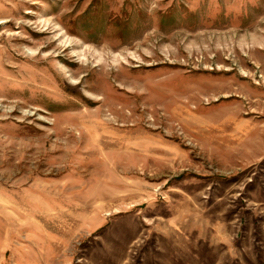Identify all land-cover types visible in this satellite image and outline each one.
I'll return each mask as SVG.
<instances>
[{
    "label": "rangeland",
    "instance_id": "374dc122",
    "mask_svg": "<svg viewBox=\"0 0 264 264\" xmlns=\"http://www.w3.org/2000/svg\"><path fill=\"white\" fill-rule=\"evenodd\" d=\"M0 264H264V0H0Z\"/></svg>",
    "mask_w": 264,
    "mask_h": 264
},
{
    "label": "bare ground",
    "instance_id": "6f19581e",
    "mask_svg": "<svg viewBox=\"0 0 264 264\" xmlns=\"http://www.w3.org/2000/svg\"><path fill=\"white\" fill-rule=\"evenodd\" d=\"M113 60H114V58H113ZM124 83L129 84V85H133L132 82L126 81V80H124ZM105 85L106 84L102 85V87H101L102 89L101 90L100 89L98 90V92H101V94L104 96V98L101 100L102 104L97 109H95L96 113L98 114V113L101 112L102 114H105L107 112L106 114H129V113H126L125 112L126 107L124 105H117V104L115 105L114 104V103H116L115 101L113 102L110 99H105L106 96H107V92L104 91V89H103V88H105ZM130 97L127 96L126 99L131 100L132 98H130ZM143 104L147 105L149 103L146 101ZM131 110L132 109H128V111H131ZM95 111H94V113H95ZM145 111L148 112V113H153V112H156L157 109H155L153 107L143 108V110H141L140 114L145 113Z\"/></svg>",
    "mask_w": 264,
    "mask_h": 264
}]
</instances>
